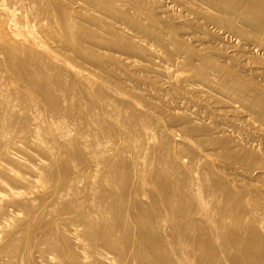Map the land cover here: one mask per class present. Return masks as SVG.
Wrapping results in <instances>:
<instances>
[{
  "label": "bare ground",
  "instance_id": "obj_1",
  "mask_svg": "<svg viewBox=\"0 0 264 264\" xmlns=\"http://www.w3.org/2000/svg\"><path fill=\"white\" fill-rule=\"evenodd\" d=\"M0 264H264V0H0Z\"/></svg>",
  "mask_w": 264,
  "mask_h": 264
},
{
  "label": "rangeland",
  "instance_id": "obj_2",
  "mask_svg": "<svg viewBox=\"0 0 264 264\" xmlns=\"http://www.w3.org/2000/svg\"><path fill=\"white\" fill-rule=\"evenodd\" d=\"M180 101H182V100H180ZM182 103V102H181ZM180 103V104H181ZM184 107H186V108H188L187 110H186V108H184ZM180 108L181 109H184V111H188L190 114H192L193 112V114H199V116H203V114H204V116H207L205 113H203V111H201L199 108H195L193 105H188V107L186 106V104L184 103V105H180ZM195 108V109H194ZM178 111H180L179 110V108H176ZM190 109V110H189ZM197 109V110H196ZM173 110H175V109H173ZM200 110V111H199ZM193 111V112H192ZM197 111V112H196ZM195 117H197L196 115H194ZM227 130H229V129H227ZM230 130H232V131H230ZM229 131L231 132V133H236L237 132V130L236 129H230ZM235 136L236 135H238V134H234ZM245 136V137H244ZM169 137V136H168ZM242 137L244 138V139H246L247 137H246V135H242ZM181 150H184L183 149V147H181ZM180 156V157H179ZM186 156V157H185ZM178 157L181 159H179L180 161H186L187 159H189V155L187 154V153H185V152H182L181 154H178ZM238 170H240V169H238ZM241 171V170H240Z\"/></svg>",
  "mask_w": 264,
  "mask_h": 264
}]
</instances>
